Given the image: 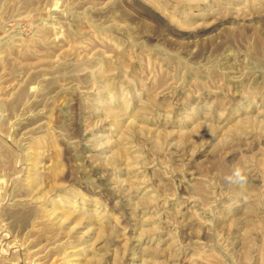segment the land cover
Returning <instances> with one entry per match:
<instances>
[{
    "label": "rangeland",
    "instance_id": "1",
    "mask_svg": "<svg viewBox=\"0 0 264 264\" xmlns=\"http://www.w3.org/2000/svg\"><path fill=\"white\" fill-rule=\"evenodd\" d=\"M0 264H264V0H0Z\"/></svg>",
    "mask_w": 264,
    "mask_h": 264
},
{
    "label": "clouds",
    "instance_id": "2",
    "mask_svg": "<svg viewBox=\"0 0 264 264\" xmlns=\"http://www.w3.org/2000/svg\"><path fill=\"white\" fill-rule=\"evenodd\" d=\"M225 181L232 185H241L246 183L247 176L241 167L235 166L233 167L231 173L225 177Z\"/></svg>",
    "mask_w": 264,
    "mask_h": 264
}]
</instances>
